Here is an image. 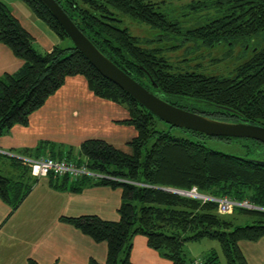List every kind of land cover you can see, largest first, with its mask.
I'll return each mask as SVG.
<instances>
[{
  "label": "trees",
  "instance_id": "obj_1",
  "mask_svg": "<svg viewBox=\"0 0 264 264\" xmlns=\"http://www.w3.org/2000/svg\"><path fill=\"white\" fill-rule=\"evenodd\" d=\"M20 1L61 42L69 40L40 0ZM54 1L106 58L158 98L212 119L264 127V0L191 3L188 5L191 10L212 8L215 15L190 28H182L176 17L160 11L153 0ZM121 15L162 32V37L167 39L169 35L179 34L174 41L181 36L208 49L240 47L238 64L228 77L174 71L160 49L143 48L139 38L120 27ZM33 42L0 0V44L23 61L18 71L0 77V137L15 125L27 126L29 116L43 106L67 77L74 76L85 78L94 96L123 107L128 118L120 123L136 131V136L127 144L130 153L99 139L81 143L78 159L72 148L64 149L51 143H41L21 153L23 157L34 159L86 161L89 170L108 177L83 176L74 180L49 175L48 184L54 190L80 193L90 186H104L121 191L116 221L92 214L60 217L61 222L94 242L106 244L105 261L89 260L87 264H131L132 239L136 235L145 237L147 246L172 264H194L196 259H188L184 246L202 239L218 241L224 264H247L239 243L264 238V164L211 151L200 140L178 138L166 130H158L159 123L173 127L105 79L71 41L70 45L57 44L43 53ZM182 130L202 139L205 137ZM7 164L12 172L0 173V200L10 207L11 214L38 179L30 175L20 159L0 154V172L1 166ZM192 188L206 197L246 201L258 209L234 207L231 214L222 215L218 213L216 202L170 191ZM236 217L250 223L237 225ZM201 261L202 264H222L216 252ZM25 264L37 263L28 259Z\"/></svg>",
  "mask_w": 264,
  "mask_h": 264
},
{
  "label": "crops",
  "instance_id": "obj_2",
  "mask_svg": "<svg viewBox=\"0 0 264 264\" xmlns=\"http://www.w3.org/2000/svg\"><path fill=\"white\" fill-rule=\"evenodd\" d=\"M19 1L6 0L4 3L31 35L34 45L49 52L60 44L57 36ZM22 65V60L0 44V77L15 73ZM127 118L123 107L94 96L85 78L67 77L43 106L29 116L27 126L15 125L0 137V154L16 158L41 143H51L64 149L72 148L78 159L79 146L89 139L103 140L130 153L127 144L136 136V131L132 126L120 123ZM4 168L6 172H12L8 164L1 166ZM120 194L119 189L104 186H90L80 193L61 192L52 189L47 178H40L13 213L10 214V207L0 200V264H25L28 259L37 264H87L89 260L103 263L106 244L94 242L61 222L60 217L92 214L116 221ZM111 197L115 201L112 202ZM239 248L247 264H264V238L241 241ZM130 262L172 264L150 249L141 235L132 239Z\"/></svg>",
  "mask_w": 264,
  "mask_h": 264
},
{
  "label": "rangeland",
  "instance_id": "obj_3",
  "mask_svg": "<svg viewBox=\"0 0 264 264\" xmlns=\"http://www.w3.org/2000/svg\"><path fill=\"white\" fill-rule=\"evenodd\" d=\"M6 2V0H2ZM19 1V0H15ZM159 5V10L168 13L170 16L176 17L182 28H190L200 24L208 17L214 16L215 12L212 8H202L199 10H191L188 5L201 0H153ZM20 2V1H19ZM21 3V2H20ZM121 28H127L131 35L139 38L140 44L143 48L160 49L162 56L175 68L174 71H189L197 72L205 76H231L233 68L238 64L236 58L241 52L240 47L228 48L218 46L212 49L205 48L200 44L194 42L190 38L177 39L179 34L169 35L170 39L163 36V33L151 29L149 26L138 23L127 16L121 15L119 17ZM173 34V33H171ZM183 41H182V40ZM159 40V41H158ZM61 42V41H60ZM61 46L65 47L70 45V41L65 39L62 41ZM175 45V47H172ZM35 48L43 53L44 49L38 44L34 45ZM191 105L194 104L189 102ZM196 105V104H194ZM158 130H166L172 136L178 138H186L191 141L200 140L204 143L205 147L211 151L218 153L235 156L238 158L249 159L252 161L264 162V145L248 138H234V137H207L202 139L201 136L191 134L188 131H183L179 128H168L164 124H157ZM150 145V144H149ZM23 157V156H19ZM7 169L4 168L0 172L6 175ZM43 182V180H41ZM98 201V199H97ZM111 201H115V198ZM109 212H112L110 209ZM113 213V212H112ZM235 223L243 226L249 224L250 221L243 217H236ZM185 251L187 252L188 259L203 258L213 252H216L222 264L224 259L221 252V247L216 240L202 239L197 242L185 243Z\"/></svg>",
  "mask_w": 264,
  "mask_h": 264
},
{
  "label": "water",
  "instance_id": "obj_4",
  "mask_svg": "<svg viewBox=\"0 0 264 264\" xmlns=\"http://www.w3.org/2000/svg\"><path fill=\"white\" fill-rule=\"evenodd\" d=\"M60 24L69 40L105 79L111 81L165 124L207 137L248 138L264 145V127L212 119L177 108L155 96L106 58L73 24L54 0H40ZM261 164L264 162L257 161Z\"/></svg>",
  "mask_w": 264,
  "mask_h": 264
},
{
  "label": "built area",
  "instance_id": "obj_5",
  "mask_svg": "<svg viewBox=\"0 0 264 264\" xmlns=\"http://www.w3.org/2000/svg\"><path fill=\"white\" fill-rule=\"evenodd\" d=\"M16 158L20 159L23 162V164L28 167L30 175L36 179L47 178L49 175H54L59 177L66 176L74 180L81 178L83 176L91 177L94 179L108 178L105 177L104 175L97 174L89 170L86 161H83L82 163H78L76 161L66 162L63 160H56L52 158H38V159L29 158V157H16ZM170 191L180 196H184L192 199L216 202L218 213L222 215L231 214L234 207L244 208L248 210L258 209L246 201L235 202L227 198L214 199L203 196L197 192L196 188H192L190 191H179V190H170ZM194 264H202V261L196 259Z\"/></svg>",
  "mask_w": 264,
  "mask_h": 264
},
{
  "label": "flooded vegetation",
  "instance_id": "obj_6",
  "mask_svg": "<svg viewBox=\"0 0 264 264\" xmlns=\"http://www.w3.org/2000/svg\"><path fill=\"white\" fill-rule=\"evenodd\" d=\"M154 2V1H153ZM155 3V2H154Z\"/></svg>",
  "mask_w": 264,
  "mask_h": 264
}]
</instances>
